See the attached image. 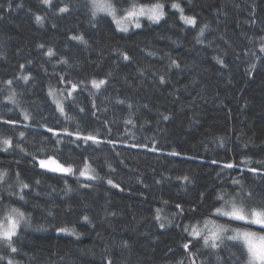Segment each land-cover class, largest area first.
I'll return each mask as SVG.
<instances>
[{
  "label": "trees",
  "instance_id": "trees-1",
  "mask_svg": "<svg viewBox=\"0 0 264 264\" xmlns=\"http://www.w3.org/2000/svg\"><path fill=\"white\" fill-rule=\"evenodd\" d=\"M159 2L180 3L196 25L166 8L158 24L122 33L109 17L90 24L84 0H0V141H13L0 151V200L31 218L18 254L0 250V264H236L231 242L205 248L183 227L202 223L233 180L245 203L250 190L264 193V0ZM42 159L75 175L41 168ZM85 167L94 179L79 176ZM20 181L30 185L26 202L9 196Z\"/></svg>",
  "mask_w": 264,
  "mask_h": 264
},
{
  "label": "snow or ice",
  "instance_id": "snow-or-ice-1",
  "mask_svg": "<svg viewBox=\"0 0 264 264\" xmlns=\"http://www.w3.org/2000/svg\"><path fill=\"white\" fill-rule=\"evenodd\" d=\"M45 5H49L51 0H41ZM17 7H22V5H17ZM58 8L60 13H65L68 11L67 7H60L59 4L55 5ZM86 9L90 13L89 23L93 26L98 25L104 17H111L113 23L117 26V30L122 33H127L129 28L139 29L142 27L141 21L146 19L151 23L158 24L162 19H164L166 13L164 11L166 5L165 3L151 2V0H89V4L85 5ZM171 9L176 10L180 13V20L187 25L195 26L196 20L192 16L184 15V9L181 7L180 3L172 2L170 4ZM9 8L11 5L9 4ZM35 20L38 24L43 23V18L39 15L35 17ZM55 27V25H54ZM207 28V25L204 26ZM204 28L200 29L199 36L204 35ZM72 40H79L85 46H87L88 41L84 39L83 36H72ZM197 42H201L199 37H197ZM39 47L43 48L44 45L41 44ZM261 51L264 52V47L261 48ZM47 55L49 57L53 56L51 49H48ZM125 60H128L129 57L124 55ZM223 63V61H219ZM66 63V61H65ZM175 63V61H173ZM178 66V65H177ZM23 68V65H21ZM25 80L28 79L27 76L23 77ZM163 82V80L161 81ZM12 81H8V84H11ZM106 83L105 80H95L91 81L92 87L99 89L101 85ZM72 90H76V85L72 86ZM51 94V93H50ZM14 95V94H13ZM69 96L72 95L71 92L68 93ZM10 99H12L10 97ZM130 107V105H129ZM60 111L63 112V108H60ZM84 111V109H80ZM25 119H28V114L24 115ZM45 119L44 117H41ZM167 119V117H164ZM14 121L5 120L4 124H11ZM48 131H52L51 127L48 128ZM25 133L23 131L19 132V136L23 138ZM68 135H71L69 133ZM77 139H82L84 141H95V137L91 135L77 136ZM111 142V141H109ZM4 145L0 151L7 152L9 149L13 148L12 139H3L0 141ZM23 149H21L22 151ZM171 155H178V153H171ZM49 159H51L49 157ZM40 167L45 168L48 171L56 172L63 174L65 176L75 175V171L71 165L65 167L62 163L52 160L51 163L54 164V167H49L45 160H40ZM215 163V161H213ZM225 168H233L234 165L231 163H226ZM248 171L256 172L255 168H249ZM8 172L0 171V186H2L6 180ZM17 176L19 174L17 173ZM79 176L84 177L85 179H94L93 176L88 174L87 167L79 170ZM183 180H187L188 177H182ZM38 184L39 181H36ZM111 184L112 181L109 180ZM234 187L231 192L224 190H217L215 193V203L211 206V211L204 218L202 224L200 221H196L194 224L185 225L183 231L187 233V236H191L193 241H202L205 248H210L215 250L219 248L225 241L231 242L230 245H226L230 256L234 258L236 264H264V193H256L250 190L249 193V203H245L240 197L241 192L237 187L240 182L238 180H233ZM86 186V185H85ZM116 187V185H113ZM30 187L29 183L20 181L19 192L13 191L9 193L10 197H16L17 202H26V197L29 195L24 192V189ZM71 191V188L68 189ZM167 203V202H165ZM23 204L19 206H13V201L10 200L9 203H3L0 200V245L3 249L10 250L11 253L18 254V247L15 245V241L18 240V232L21 227V224L26 226L30 225V215H26L25 211H22L21 208ZM177 209H180V215H183V208L180 204L176 205ZM161 209L156 210V220L161 221L160 216ZM84 220H88V217L85 215ZM223 221V222H221ZM234 222H239L241 225H246L247 227H233ZM168 224H171L172 221H167ZM255 226V227H253ZM160 227L164 228L165 223L160 222ZM58 231L65 232L69 235H77L74 229H69L67 227L61 228ZM187 236L185 239H187ZM191 245L189 243L183 244L185 251H188ZM232 249H236V252H233ZM239 253V255H237ZM4 259L3 255H0V260ZM7 264H18L15 262L14 258L9 259ZM111 264V262H109Z\"/></svg>",
  "mask_w": 264,
  "mask_h": 264
},
{
  "label": "rangeland",
  "instance_id": "rangeland-1",
  "mask_svg": "<svg viewBox=\"0 0 264 264\" xmlns=\"http://www.w3.org/2000/svg\"><path fill=\"white\" fill-rule=\"evenodd\" d=\"M87 4H89V0H84ZM170 4L171 3H169V4H165L166 5V7H165V9H164V11L166 10V8H168V9H170V10H173V9H171V7H170ZM174 11H176V10H174ZM177 12V11H176ZM178 14H179V17H180V13L178 12ZM110 19H111V17H109ZM112 20V19H111ZM143 20H146V19H143ZM196 20V19H195ZM148 21V20H147ZM150 22V21H149ZM183 22V21H182ZM184 23V22H183ZM185 24V23H184ZM114 25H115V23H114ZM186 26H189V27H194V26H191V25H187V24H185ZM115 27H116V29H117V26L115 25ZM131 29H135V28H132V27H130L129 28V30H131ZM52 94L53 95H55V96H59V94L58 93H56V92H52ZM56 100V99H55ZM202 224V223H201Z\"/></svg>",
  "mask_w": 264,
  "mask_h": 264
}]
</instances>
